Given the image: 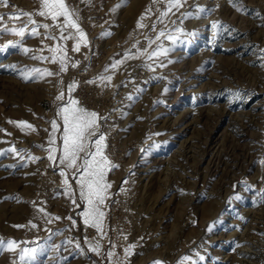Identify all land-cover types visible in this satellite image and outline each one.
Here are the masks:
<instances>
[{
  "label": "rangeland",
  "instance_id": "374dc122",
  "mask_svg": "<svg viewBox=\"0 0 264 264\" xmlns=\"http://www.w3.org/2000/svg\"><path fill=\"white\" fill-rule=\"evenodd\" d=\"M66 2L86 34L79 51L74 30L60 38L63 18L38 15L40 0L0 6V48L19 41L0 51V240L17 243L0 264H264V0H239L242 11L230 0ZM21 12L35 25L10 18ZM25 26L39 35L3 31ZM73 99L101 117L118 165L102 232L84 224L83 169L59 163L58 113ZM24 249L34 257L21 260Z\"/></svg>",
  "mask_w": 264,
  "mask_h": 264
},
{
  "label": "snow or ice",
  "instance_id": "6c2138e0",
  "mask_svg": "<svg viewBox=\"0 0 264 264\" xmlns=\"http://www.w3.org/2000/svg\"><path fill=\"white\" fill-rule=\"evenodd\" d=\"M233 7L236 8L237 11H242V6L239 4V0H230ZM0 6L9 7V0H0ZM175 7L179 9L182 7L181 0H169L168 11ZM39 16L42 17H50L51 20L57 21L60 18L62 22L57 25V27L61 30V39H70L71 36H65L63 33L68 30H74L77 35L78 42L74 47V51L80 50L81 44H87L86 34L81 29L78 23L77 11L72 9L71 6L66 2V0H40V10L38 12ZM162 15H167V12L162 13ZM21 16L29 17L28 23L35 25V21L31 19V13H18L11 16V19H20ZM4 19L3 16H0V22ZM139 27H143V24H138ZM41 27L48 29L50 26L48 24H43ZM216 27V25H213ZM4 32H11L12 34L23 39L25 35L36 36L39 35V32L35 26H33L30 30L27 27L20 28H8L5 27L3 29ZM161 36L164 35L163 32L160 33ZM49 39H56L54 36L47 37ZM19 41L13 42L9 41L3 48H0V51L6 50L8 47H18ZM26 53L28 51L27 48L23 49ZM53 51H60L61 56L59 58V71L64 72L67 70V66L65 64V55L63 49H54ZM163 54V53H161ZM155 55V53H154ZM39 59H46L44 57H39ZM264 59V57H262ZM52 63L57 62V58L53 56ZM119 63V61L117 62ZM75 67V65H72ZM117 64H113L112 67L115 68ZM264 66V65H262ZM33 72L39 73L43 76H53L54 73L44 70L41 72L40 69H33ZM58 74V73H57ZM28 76L25 77L27 79ZM111 80V77L107 78ZM75 88V84L69 86V91H73ZM64 99L63 93L56 96V100L61 101ZM62 117L63 120V153L59 158V163L68 169H75L77 172L80 169H83L82 175L79 177L80 184V198L84 200L87 204V209L83 212L84 216V224L90 225L97 229L98 232H102V221L105 215L102 210V206L105 204L106 193L107 190L111 187L106 181L107 173L118 167V165L114 164L108 156L105 154L106 145V135L99 131L100 124L99 120L101 117L92 111L89 112L82 107H78V101L73 99L69 101L68 106L60 109L58 113ZM15 123L21 130L31 129L32 125L27 124L26 122H12ZM53 133L56 132L58 125L55 120L51 122ZM95 137L93 140L92 138ZM56 143L55 137L52 136L49 139V144L54 145ZM90 144L92 147H90ZM11 151L15 152L16 149L12 148ZM49 160H56V156L54 155L56 149L50 148L49 150ZM84 154L86 158L83 159L81 164H77V161L80 159L81 154ZM61 176H64L65 173L63 171L60 172ZM65 185H68V180L65 179ZM73 203H76L73 200ZM39 211L43 212L44 209L41 208ZM59 219V218H57ZM19 227V226H18ZM32 227H36V225H32ZM126 239V237H125ZM17 247L16 241L9 240L4 241L0 240V249L6 248L8 251H15ZM99 244L92 248V251H99ZM135 245H129L124 249V254L126 257L131 256L133 254V249ZM35 249H24L20 259L24 260L25 256L28 258H33L35 255ZM115 255L113 252H108V256L112 257ZM203 259V257H200ZM185 260L188 257L184 258ZM154 264H162L161 261H155Z\"/></svg>",
  "mask_w": 264,
  "mask_h": 264
},
{
  "label": "bare ground",
  "instance_id": "6f19581e",
  "mask_svg": "<svg viewBox=\"0 0 264 264\" xmlns=\"http://www.w3.org/2000/svg\"><path fill=\"white\" fill-rule=\"evenodd\" d=\"M71 74V73H70ZM69 76V75H68ZM68 76L65 77L64 81L67 80ZM144 171V170H143Z\"/></svg>",
  "mask_w": 264,
  "mask_h": 264
}]
</instances>
